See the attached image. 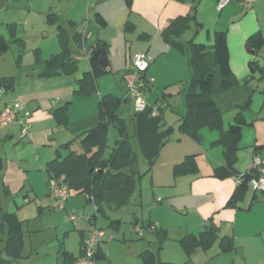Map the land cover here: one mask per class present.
<instances>
[{
	"label": "crops",
	"instance_id": "0c3cea01",
	"mask_svg": "<svg viewBox=\"0 0 264 264\" xmlns=\"http://www.w3.org/2000/svg\"><path fill=\"white\" fill-rule=\"evenodd\" d=\"M91 1L87 0L85 6L84 0H81L80 16L70 15L69 19L64 22V16L58 15L60 20L54 23L56 26L61 25L68 28V22H72L75 26L70 31V36L73 33L82 36V48L81 50L75 49L74 52H79L77 65L82 56L81 53L85 56L86 63L82 68L83 72L89 69L88 53L92 46L98 40L104 41L109 46L111 41L105 30L111 23L108 13L113 12L114 9L109 10L97 6L100 9L95 8L96 11L92 14L94 9H90ZM122 1L124 4V0ZM218 1L132 0L129 9L125 6L128 15L124 14L123 9L116 10V17L120 18V23H123V30L127 31L125 27L129 25L132 30L127 32H137L136 38L140 42H137L139 46L135 48L138 49L137 52H145L152 57V63L145 73L151 86L144 98L147 107L143 111L135 112L132 103L129 102V109L125 108L124 118L127 119L135 136L134 150L138 156L137 169L139 173L144 174L140 181L149 180L152 187L155 185L165 188L170 185L180 190L178 193L183 201L178 207L172 209L184 211L187 215L186 219H190L185 227L187 230L185 234H197L214 225L219 229L220 236L233 237L235 246L241 249L249 246L264 247V192L245 194L244 200L242 199L244 208L235 212V208L226 207L235 189V181L232 178L218 179L213 176L214 169L223 164L222 148L216 143L220 131L205 127L201 129L198 141L177 131L180 120L186 113L185 94L190 80L189 51L170 46L162 33L171 21L186 16L195 6V20L191 21L188 28L180 33L177 41L184 44L194 41L205 46V63L213 75L211 96L222 114V128L227 129L233 123L237 112L236 107L250 102L248 110L243 112L247 124L242 127L240 150L237 153L235 164L236 171L243 173V170L252 168L254 146L264 144V74L255 73L253 77L248 78L250 61L257 60L264 69V0H252L249 8H244L240 0H229L220 11L216 9ZM96 2L99 3V0ZM97 13L105 19V27H99L97 24L95 20ZM132 14H135L134 18ZM216 32L226 33L229 67L236 80L234 86L228 90L221 89V77L215 64L214 34ZM257 33L262 37L263 46L258 54L253 51L252 55L248 52L246 43L249 37ZM72 47L75 46L72 44ZM128 57L130 58L131 55L128 54ZM109 64L110 61H108V66ZM68 86L69 84L65 83L64 87L57 90L53 87L50 93L56 94L58 102L67 101L70 97ZM4 92H12V102L17 100L30 111V129L34 128V131L37 124L50 122L51 118L48 115L59 108L54 106V102L48 111H41L39 100L42 97H38V93L29 89L18 93L14 87V90ZM96 92L97 95L93 93L85 98H72L73 103L77 101L85 108V112H80L81 115L75 119H70L68 115L67 122L65 116L64 126L66 124L70 133L81 135L97 124L99 97L105 95L103 94L105 92L101 91L100 81H96ZM12 102L4 101L0 105V110ZM157 102L162 103L159 114L151 116L149 108ZM69 109L67 107L65 115L67 112L70 113ZM131 117L132 121H130ZM13 125L20 130L18 123L10 126ZM10 126L4 128L7 129L5 132L10 133ZM168 128H173V131L163 143L158 135ZM108 150L111 151L109 147L106 152ZM261 155L264 156V152ZM188 156L193 157L196 171L174 177L173 167L182 163ZM104 186L106 188L105 206L109 205L112 213H118L126 207L131 208L134 221L138 225L139 220L136 216L139 214V204L141 207L142 187L140 185L135 188L119 187L116 180L105 183ZM168 193L165 197H170V192ZM161 201L156 200V202ZM168 201L173 203L170 199ZM231 220L233 222H230ZM251 220L256 223H252L254 225L250 228ZM148 223L154 228L158 227L157 222L151 220L143 222V225ZM207 223L210 225L206 226ZM99 251L102 253L100 247ZM254 264H264V256L256 258Z\"/></svg>",
	"mask_w": 264,
	"mask_h": 264
},
{
	"label": "rangeland",
	"instance_id": "374dc122",
	"mask_svg": "<svg viewBox=\"0 0 264 264\" xmlns=\"http://www.w3.org/2000/svg\"><path fill=\"white\" fill-rule=\"evenodd\" d=\"M96 1H91L90 9H94L92 14L96 11L95 8L114 9L108 13L111 23L105 30L111 38L106 53L107 60L110 61V73L96 81H100L101 91L105 92L103 94L122 98L125 96V83L121 74L129 65L128 54L132 56L138 50L135 49L139 46L137 32L124 31L123 23L116 17L117 9H123L124 14L128 15L122 0H99V3ZM84 2L86 6L87 0ZM49 10L59 16L63 15L62 18L66 22L70 15L80 16L81 0H0V77H13L18 93L28 89L38 93V97H42L39 100L41 111H48L54 102L56 107L69 103L67 122L68 115L70 119H75L81 115L80 112H85V108L77 101L73 103L72 98L90 96L79 93L77 84L86 59L81 53L77 69L72 73L60 74L53 78L37 76L44 62L61 51L56 33L58 25L46 21ZM131 16L134 18L135 14ZM65 83L70 86V97L67 101L58 102L56 94L50 91L53 87L56 90L64 87ZM94 93L98 94L96 91ZM146 93L148 94V91ZM0 95V105L4 101L12 102V92L1 90ZM125 108L129 109L128 103L119 110V116L122 118L126 116ZM48 117L51 118L50 122L37 124L35 131L34 128L29 129L23 139L19 137L20 130L16 125L10 126V133L0 127V264L1 260L11 261L4 249L6 230L1 221L5 213L15 214L16 220L21 224L22 248L13 264H60L63 251L69 252L77 259L80 257L82 236L85 237L95 228L104 232L99 247L105 258L97 264H254L256 258H263L264 247L249 246L241 249L236 246L233 252L223 253L219 249V241L208 249L198 247L187 255L180 240L187 231L185 227L190 219H186L184 211L172 209L178 207L183 198L178 193L180 190L170 185L165 188L155 185L152 187L149 180L140 181L142 193L141 207L139 204V214L136 216L139 220L137 226L134 225L131 208L126 207L118 213H112L108 205L107 215L104 216L100 212H94L93 204L85 197L74 193L62 203L64 208L61 209L60 202L49 196L46 165L56 157L57 150L62 157L66 156L68 152L62 149V145L73 138H79V133H70L66 124H59L53 114ZM109 132L107 146L112 149L119 135L113 126H110ZM71 149L80 152L77 144ZM108 154L109 150L105 156ZM111 181L113 179L108 182ZM168 192L169 198L165 197ZM243 200L237 203L235 212L244 208ZM78 214L88 217L95 214V218H91L90 222L83 218L70 220L71 215ZM110 220H118L119 223L113 226ZM147 220L157 222L158 227L155 228L164 231V236L158 237L154 232L144 230L143 222ZM252 223L256 221L249 222L250 228L254 225ZM137 228L142 232L137 233ZM146 250L155 254L154 259L149 262H146L142 255Z\"/></svg>",
	"mask_w": 264,
	"mask_h": 264
},
{
	"label": "trees",
	"instance_id": "16d2710c",
	"mask_svg": "<svg viewBox=\"0 0 264 264\" xmlns=\"http://www.w3.org/2000/svg\"><path fill=\"white\" fill-rule=\"evenodd\" d=\"M131 2L132 0H124V4L128 9L131 7ZM195 11L196 7L194 6L186 16L171 21L162 33L170 46L184 48L189 51L188 67L190 80L185 94L186 113L181 118L177 131L190 136L195 141L200 139V131L205 127L220 131L216 143L222 148L223 164L214 169L213 176L218 179L240 178V184L235 186L226 204V207L236 208L237 203L242 201L245 194L249 191L248 182L258 177V172L253 167L243 173L237 172L235 169L237 153L240 150L239 142L242 127L247 124L243 112L248 110L250 102L248 101L236 107L237 112L233 123L227 129L222 128V114L211 96L213 75L209 72L205 63V46L194 41H189L185 44L177 41L180 33L188 28L191 21L195 20ZM59 20L60 17L55 12L49 11L46 14V21L48 23H58ZM95 20L99 27L106 26V21L100 14L97 13L95 15ZM74 26L72 22H68V28L58 25L57 36L61 51L44 62L38 73L40 78H53L60 74L72 73L77 69V55L79 56V52L74 51L75 49L81 50L83 39L78 33H73L70 36V31ZM125 28L127 31L132 30V27L129 25H126ZM70 43L75 47H72ZM246 46L249 50L258 54L259 49L263 46L261 35L257 33L249 37ZM107 47V43L101 40H98L92 46L88 53L89 69L83 72L81 78L77 80L79 93L86 95L93 94L96 91V80L110 73L108 67L101 69L98 65V60L101 56L99 50L103 49L107 53ZM214 53L215 64L221 77V89L228 90L234 86L236 80L229 67L225 32H216L214 34ZM248 68V78L253 77L255 73L264 74V69L259 65L257 60L250 61ZM14 87L13 77L0 78V89L12 91ZM150 87L149 85L147 91ZM127 103H129V100L125 96L122 98L111 94L100 96L97 105V124L79 135V138H74L62 145V149L68 152L67 155L62 157L57 150L56 157L46 165L48 181L50 179L60 180L67 186L69 198L73 193L77 196L85 197L88 202H91L96 207V211L94 212H100L104 216L107 215L104 199L106 191L105 183L113 179L117 181L119 187L135 188L139 185L144 175L139 173L137 169L138 156L134 150L135 136L133 129L130 128L127 119L119 116L120 108ZM68 104L65 103L64 106L52 112L53 116L61 124L65 123V113ZM132 120L133 118L131 117L130 121ZM110 126L116 128L119 139L115 141L114 147L105 156L108 148L107 140ZM172 131L173 128H168L160 132L158 135L159 139L165 143ZM75 144L79 147L80 152L71 149ZM263 152L264 144L254 146V156L261 155ZM195 171L196 166L192 156L186 157L182 163L175 165L172 169L174 177L194 173ZM5 192L9 194L6 189ZM91 218H95V214ZM110 222L113 226L119 223L118 220H110ZM1 225L6 230L4 249L11 259V261L1 260V264H13L22 248L21 224L16 220L15 214L5 213L2 216ZM134 225H137L136 221H134ZM150 226V223H148L144 225L143 229L147 230ZM152 232L158 235V237L165 234L164 231H159L156 228ZM83 238L84 236L81 238V244ZM216 241H219V249L223 253L235 250L236 246L233 237L220 236L219 229L214 225L205 228L198 234L187 233L180 240L182 248L187 255H190L198 247L208 249ZM142 255L146 262L153 260L155 257V254L149 250L144 251ZM103 258L105 257L100 253L98 247L96 262L98 263ZM78 259H75L69 252L63 251L60 264H76Z\"/></svg>",
	"mask_w": 264,
	"mask_h": 264
},
{
	"label": "built area",
	"instance_id": "2783aa9c",
	"mask_svg": "<svg viewBox=\"0 0 264 264\" xmlns=\"http://www.w3.org/2000/svg\"><path fill=\"white\" fill-rule=\"evenodd\" d=\"M244 8L251 7L252 0H240ZM229 0H219L216 9L220 11L224 6L228 4ZM152 63V57L145 52H136L132 54L129 59V65L127 69L121 74V79L125 83V97L132 103L135 112L143 111L147 105L144 101V95L147 91L150 81L145 77V73ZM161 102H157L155 105L149 108L151 116H157L159 114ZM31 113L24 105L15 100L12 103L5 105L0 110V127L5 128L12 124L18 123L20 125L19 137L23 139L28 130L30 129ZM253 168L258 172V177L253 178L248 182V189L252 193L264 192V156L255 155L253 158ZM235 184H240L239 177H232ZM49 196L54 200L60 202V208H64L62 203L68 200L69 190L67 186L60 180L50 179L48 181ZM94 211L96 207L93 206ZM77 218H83L89 222L91 219L84 214L71 215L70 220L75 221ZM137 226V225H136ZM154 230L153 226H150L147 231ZM137 233H141L142 230L137 228ZM104 237V232L95 228L93 231L88 232L83 238L81 244V256L77 260L76 264H97L96 252L98 246Z\"/></svg>",
	"mask_w": 264,
	"mask_h": 264
},
{
	"label": "water",
	"instance_id": "95a60500",
	"mask_svg": "<svg viewBox=\"0 0 264 264\" xmlns=\"http://www.w3.org/2000/svg\"><path fill=\"white\" fill-rule=\"evenodd\" d=\"M99 52L101 53V56H100V58H99V60H98V65H99V67H100L101 69H105V68L108 67V60H107V57H106V53H105V51H104L103 49H100ZM248 52H249L250 54H252V55L254 54L253 51H249V50H248ZM209 225H210V223H207V224H206V226H209Z\"/></svg>",
	"mask_w": 264,
	"mask_h": 264
}]
</instances>
